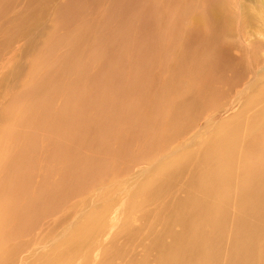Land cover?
<instances>
[{
    "label": "bare ground",
    "instance_id": "obj_1",
    "mask_svg": "<svg viewBox=\"0 0 264 264\" xmlns=\"http://www.w3.org/2000/svg\"><path fill=\"white\" fill-rule=\"evenodd\" d=\"M26 1L23 10L31 12L24 10L9 32H0V58L6 53L4 50H11V43L21 41L13 48V57L7 56L4 63L1 62L6 56L0 59V98L5 101L0 104V121L5 123L4 127L0 126V264H74L77 260L79 264H90L95 260L93 250L103 244L104 236L119 221L118 216L114 225L110 222L113 203L110 204L108 198L101 212L91 211L62 225L61 235L53 239L45 251L38 250L36 234L13 247L2 241L4 236L15 235L19 229L41 228L44 224H40V219L56 211L64 194L85 189L90 182L97 183L113 175L117 171L113 170V161L121 162L127 156L121 162L123 165L128 158H133L135 154L125 153L126 147L130 149L133 145L130 140L140 133L156 130L161 114L156 108L165 102L164 92L170 90L173 77L192 62L190 58L210 52H215L211 55L216 64L239 71V75L247 67L253 71V79L244 84L246 100L241 104V93L238 94L235 104L238 103L239 108L235 112L220 121L205 124L210 130L203 141L192 145L195 149L186 147L183 151L180 147L177 154L158 161L146 171V178L139 182L140 186H136L134 195L125 205L127 209L141 212L137 217L139 221L152 216L147 219V230L123 222L114 236L142 232L137 242H141L145 252L140 257V254L130 255L134 264H264V148L258 147L264 142V134L249 136L264 130V84L256 81L264 71V38L258 40L264 29L253 31L250 28L254 29L255 16L264 21L260 7V14L253 17L245 5L241 6L243 11L238 12L240 2L237 0L230 4L227 0H213L212 7L204 4V11L200 6L194 5L190 10L182 6L181 15L186 18L182 21V35L179 26L175 27L180 20L175 18L172 25H167L166 37L158 38L152 33L162 26L161 16L164 18L169 0H163L164 5L151 0L150 13L141 5L145 0H123L118 7L115 6L118 0H105L108 5L103 9L97 8L104 0H88L92 12L85 18L88 19L86 25L90 24L86 32L60 36L61 30L86 16V10L81 7L84 0ZM263 2L256 0L257 5ZM134 4L138 9H133V20H130L127 16ZM242 31L254 36L248 51L237 48L247 44ZM94 41L98 42V47L89 49ZM219 41L224 42L216 46ZM59 47L61 51L55 54ZM236 48L241 55H233ZM245 54H248V64L243 59ZM160 55L170 59L166 64L170 78L158 94L143 96L156 80L155 76L147 78L146 73ZM75 63H78L76 71ZM91 64L95 70L90 73ZM56 74L62 76L53 81ZM239 79L240 76L236 80ZM211 86L206 82L199 98L175 100L169 105L165 124L167 138L183 133L190 123L198 120L210 98L215 97ZM138 90L145 98V106L150 105L154 112L143 109L139 103L141 94L134 93ZM132 94L139 96V102L131 99L133 101L126 104ZM57 95L63 96L58 107L53 106ZM29 96L36 97L27 99ZM91 99L92 105H87ZM117 118L122 121L133 118L137 126L130 130L131 134L129 131L110 135L113 133L108 130L117 123ZM10 123L24 131L10 128ZM103 131L109 135L102 134ZM36 134H44V138L36 139ZM151 145L154 142H144L143 147ZM61 154L65 158L60 161ZM146 155L148 157V153ZM46 160L56 162L46 168ZM35 176L41 180L34 188ZM182 178L183 185H180ZM142 192L146 199L161 203L153 210L148 209L152 211L150 214L136 209ZM155 222H160V229L155 228ZM47 224L52 226L54 222ZM144 224V221L140 223ZM114 236H109L111 241ZM109 248L101 249L99 264L115 263L109 259ZM150 248L154 254L148 252ZM146 251L152 262H147ZM122 252L116 253L117 259Z\"/></svg>",
    "mask_w": 264,
    "mask_h": 264
},
{
    "label": "rangeland",
    "instance_id": "obj_2",
    "mask_svg": "<svg viewBox=\"0 0 264 264\" xmlns=\"http://www.w3.org/2000/svg\"><path fill=\"white\" fill-rule=\"evenodd\" d=\"M25 1L26 0H0V32H2V33L3 32L4 33L5 32H9L11 30V27L13 26V24L19 21L18 18L20 16L21 12H25V11L26 12H31L29 10H25L26 9ZM27 1H26V3H27ZM146 1H147V4H146ZM157 1H160L161 4L164 5V1L163 0H156V2ZM177 1L178 0H171V1L169 0V4L167 5L166 10L164 11L165 12L164 18L161 16L162 26L159 27V29L156 31L157 34H156V32L152 33L153 36H158V38L166 37V31L165 30H167V25L168 24L172 25L173 24L172 22L174 21L175 18H176L175 20H177V19L180 20L178 22L179 25L177 23L175 25V27L179 26L180 31H181V35H182V30H181L182 27H183V24H182L183 22L182 21H186V18L182 17V15H181L182 13L180 11V8H183L182 6H184V9H186V10H190V8L195 7V6H197V7L200 6V9L203 10V11L206 9L205 6H204L205 3L207 4L208 7H212L213 6V0H188V1L184 0V2H182V0H181V2H179L180 0L178 2ZM209 1H211V4H208ZM233 1L234 0H231V1L227 0L228 4H230ZM237 1L240 2V7H239L238 12L240 10L242 12L243 9H241V8H243L244 5H245L246 7H249V9L251 11L250 13L254 17L256 13H258L256 15L260 14V11H259V7H260L261 13H263L262 16H264V4H263L264 2L262 3V5H263V7H262L261 4L257 5L256 0H237ZM82 2H84V5H81V7H83L86 10V12H85L86 16H84V18H79L80 20L78 19L73 24L72 23L69 24L67 26V28L61 30L60 36L61 35L78 36V33L81 30H84V33L86 32V30H87V28L89 27L90 24L86 25V21L88 19H85V18L86 17L89 18L90 17L89 15L91 14L92 11L90 12L91 5L89 4L88 0H84ZM102 2H105V3H102ZM102 2L100 3L102 5L99 4V7L97 9H103V8L106 7V5H108V3H106L105 0L102 1ZM122 2H123V0H118V3L115 6L118 7L119 3L122 4ZM20 3L24 4V5H21ZM185 4H187V5H185ZM141 5L143 6L144 9H146L147 12L150 13L151 5H152L151 0H145L143 3H141ZM148 5H150V6H148ZM177 5L179 7H177ZM241 6H243V7H241ZM72 7H74V5ZM23 8H25L24 9L25 11L23 10ZM136 8H137V6H135V4L129 8V12H128L129 16H127V18H129L130 20H133L132 19V17H133V9H134V11H136L138 9V8L137 9ZM87 9H89V10L87 11ZM201 10H199L201 15H203V14L205 15V12L202 13ZM63 14H62V16H63ZM94 14H95V12L92 13L93 16H94ZM169 15H170V18H169ZM262 24H264V21L263 20L259 21L258 17L255 16L254 29L252 27H250V28L253 31L257 30V29H261V28L264 29V25H262ZM256 25H258V26H256ZM84 33H83V35H84ZM242 33H243L242 36L244 38V41L247 44H246V46H245V44H244V46L243 45L241 46V45L237 44V45H239L237 48H240L243 51L244 50L248 51L249 47H250V43L253 40L254 36L253 37L249 36L251 34L250 32H246V31L243 32L242 31ZM145 36H147V35H145ZM263 38H264V31H262V33L259 34L258 40H262ZM226 41H228V40L226 39ZM223 42L224 41H219V42H216L215 44H216V46H221V44ZM20 43H21V41H18V40L14 41L13 43H11V46H10L11 50H6V51L4 50V52H6V53H4V55L0 59L2 60L4 58V56H6V57L4 58V60H2L1 63H4L5 61H7V56H9V57H13L14 56L15 49H13V48L18 46ZM97 44H98L97 41H94L93 43H90L91 46L89 47V49L97 48L98 47ZM205 45L206 44H202V46H205ZM1 47L2 46H0V48ZM242 47H243V49H242ZM236 49L234 50L233 55L234 56L241 55V52L238 49L237 50ZM214 50L216 52H219V49H214ZM60 51H61V47H59V48H57L55 50V54H58ZM212 53H215V52L206 53V54H203L204 56H200V57H197V58L196 57L195 58H190V61H192V62L191 63L189 62L187 64L188 66H186L185 69L182 70V72H179L177 75H175L173 77V83H172V86H171L170 90L167 93L164 92L166 97L163 100H165V102L162 103L159 107L156 108V110L161 112V114L158 116L159 119H158L157 124H156V130L155 129L154 130L150 129L147 132L140 133V135L138 137H135V138L130 140V141L133 142L132 147L130 149H127L128 147H126V152L125 153L130 154V155L135 154V156L133 158H128V160L123 165H121V162L126 160L127 156L121 162H120L119 159H117L116 161H113L112 162V164L114 165L113 170L117 169V171L112 173L113 175H111L109 177H106L105 180H99V181H97V183L95 181H94L95 183L94 182H90L88 184V186L85 187V189H81V190H78L76 192L75 191L74 192H69L66 195L64 194V196H62L60 198L62 200V202L61 203L59 202V207L56 209V211H54V213L45 214L47 217L40 219V222H41L40 224H44L41 228H39V226H37V229L35 227L31 231H27V230L24 231V229H19V232H17L15 235L12 234V235H9V236L6 235V237L4 236L2 244L5 243V245L13 247L14 244L19 243L22 240H23L22 242H24L26 239H31L32 237H36L38 235V237H37V241H38L37 248H38L39 251H41V250L45 251V250L48 249L49 244H51L53 242V239H56L57 237L59 238V236L61 235V230L63 228V227H61L62 225L64 226L68 222L69 223L70 222H74V221L78 220L79 218H82L83 216L87 215L91 211L92 212H95V211L96 212H101V210L104 208V206H105L106 202L108 201V199L109 200L111 199L110 200V204L113 203V208H112L113 212L111 211V213H110V215H111L110 216V222L114 225L116 223L117 219H118V216H119V221L120 222L118 221V223L116 225H114V227L112 228L113 232H111V230H112L111 229L110 232L107 233L104 236L105 237V239H104L105 242L103 241L104 245L102 244L100 247L98 245L96 250H93L92 257H95V260H91L90 264H95V263L99 264L97 262V260H100V262H101V258H100V255H99L100 252L102 253V251L104 249H107L110 246L111 247L109 248V250H111L110 251L111 256L109 257V259L112 258L111 260H113L115 262L114 264H127L129 262V260H130V262L132 264H134L131 261V258H132L131 256L135 257L136 255L140 254L139 255V257H140L145 252L143 250V248H142L141 242L140 241L137 242V240L142 237V232L136 233V234H126L125 233V234H123L121 236L120 235L114 236L119 231V230L118 231H115V230L119 229V226H121V224L123 222H126V223L130 222L129 224H133L135 227L136 226L137 227L138 226L144 227V230H145L147 228L146 224L148 223L147 219L152 217L151 215H149L148 217H145L144 220L139 221V220H137L138 219L137 217L139 216V213H141V212H136V210H134V209H131V210L127 209V206L125 205V203L129 202L130 201V197L134 195L132 193L133 190L136 189V186L137 187L140 186L139 182L142 183L144 181V178H146V175L148 174L147 172H149L150 169L158 163V161H161L162 159L166 160L169 157H172L173 155L177 154L178 153L177 150L180 151L182 147H183L182 148L183 151H184V149L186 147L195 149L196 147H193L192 145L196 144L197 142L203 141V139L207 135L206 133H208V130H210V128H207L205 124H207L208 122H211V120L213 122L220 121V120L224 119L226 116L231 115L233 112H235L239 108V104L238 103L235 104L236 103L235 99H236L237 96H239L238 94L241 93V96H240V98H241L240 103L241 104L246 100L245 98H247L246 95L244 94V92H245V90H244L245 89V85L244 84L249 83L253 79V71H250V68L245 66V67L242 68L243 70L246 67L249 68V69L246 68L245 70L247 72L244 71L241 75H239L238 74L239 71H237V72L235 71L234 72V69L229 68V67H225L221 63L219 65L216 64L215 63L216 61L214 60V56L211 55ZM247 56H248V54H245L244 57H243L244 62L246 64L249 63ZM156 58H155V60L153 62V65H152L153 67L151 66L149 71L146 73V76H148L147 78H149L150 76L151 77L155 76V79H156L155 82L153 84H151L149 89H146L144 91L145 95H143V96H146V97H150V96H154V95L158 94L160 89L163 88L164 84L170 78V77H168L169 73H168V68L166 66V64L170 61V59L169 58L166 59V58L162 57L161 55L160 56H156ZM47 60H48V57L46 58V61ZM162 60L164 62L161 64ZM77 64L78 63L74 64V71L77 70ZM159 65L161 67H159ZM94 67H95L94 64H91V67H89L88 72L91 73L92 71H94L95 70ZM46 70H47V67L44 68V71H46ZM254 70L256 71V68H254ZM1 72H2V68H0V73ZM61 76L62 75H60V74H56L54 79H53V81L59 80L61 78ZM239 76H240V79L238 81L236 79ZM174 78H177L178 82H176V79H174ZM256 81L258 82L259 85L260 84L261 85L264 84V71L260 72V74H259L258 78L256 79ZM179 82H180V84H179ZM206 82H209L210 85H212L211 87H213V89L210 90V91L213 92V90H214L213 93L215 94V97L210 98L208 104L202 109V112L198 116V120L196 122L190 123L189 126L185 129V131H183V133H179L178 135H176V136H174L172 138L169 137L170 139L167 138L166 137L167 133L165 131V124L167 123L166 113H167V109H168L169 105L172 102H174L175 100L182 101L181 99L192 98V97H195V96L197 98H199V96L203 93V90L205 88L204 86H205ZM61 89H64V86L61 87ZM242 90H244V91H242ZM137 92H138V95L141 94L140 95L141 96V98H140L141 100H139L140 102L137 100L138 99L137 97H139V96H137L135 94L134 95L132 94L131 95L132 97H130V101H128V102L126 101V104L129 103V102H132L133 100H131V99H134L135 102L137 100L139 103H141V105H142L144 110L147 109L148 112H151V111L154 112V109L151 108L150 105H148V107L145 106V103H144V99L145 98L142 96V92L140 90H138V91H136L134 93H137ZM151 92H152V95H151ZM148 93H150V94H148ZM35 97L36 96H29V97H27V99H33ZM62 97L63 96H60V95L58 96L57 95L55 97V99H54L53 106H56V107L60 106L61 102H62ZM152 98H154L153 100H156L155 97H152ZM4 102L5 101L2 100V98H0V104H3ZM87 105H92V99L87 102ZM141 113H142V111H141ZM119 119L120 118H117L116 119L117 123H115L113 126L111 125V128L108 130L109 133H113V134H110V135H119L120 133L121 134L122 133H127L130 130L132 131V129H134L135 126H137L136 122H135V120L133 118L124 119V121L119 120ZM1 122H4V120L0 121V126L2 125V127H4L5 123H1ZM53 123L54 122L51 123L52 126H53ZM9 127L10 128H15V129H17V131H19L21 133H22V131H24L23 128L21 129L20 127H16L12 123L9 124ZM105 131H103L102 134H105L106 136L109 135L108 133H105ZM131 131H130L129 134H131ZM259 133H261L263 135L264 134V130L263 129L257 130L253 134H249V136L253 137V136H255L256 134H259ZM164 136L167 139H165ZM34 137L36 139L40 140V139L44 138V134H40V135L36 134ZM153 137H154V139H153ZM152 141L154 142V145H151V146L146 147V148L143 147L144 146V142L153 143ZM160 142H162L163 145L159 144ZM155 143H156V145H155ZM157 143H158L159 146L157 145ZM186 144H187V146H186ZM175 147L177 149H175ZM258 147L264 148V142L263 141L260 142ZM141 152H143L144 154L141 153ZM147 153H148V157L146 155ZM165 155H166V158H165ZM64 156L65 155H63V154L60 155V158H59L60 161L65 158ZM129 159H131V160H129ZM54 162H56V161L53 160V161L49 162L48 160H46L44 162V167L49 168L52 164L54 165ZM40 164H41V162H40ZM109 164H111V163L109 162ZM42 166H43V164H42ZM125 166H127V168L123 169ZM44 167L42 168L41 171H43ZM118 172H119V174H118ZM117 174H118V177H117ZM129 175H130V177H129ZM143 175H145V176H143ZM116 178H117V180H116ZM33 179H34V182H35L33 184V187L35 188L36 183L38 181L40 182L41 179H40L39 176H35ZM127 179H128V181H127ZM130 179H132V180H130ZM182 180H183V178L180 181V185H183V181ZM176 182L177 183L179 182V177L176 179ZM128 187H130V188H128ZM112 188H114V189H112ZM176 188H178V187H176ZM128 192L132 193V194L128 195ZM116 193H117V195H116ZM103 194H105V195L102 196ZM141 194L143 195V197L141 196V198L145 202H143L141 200L139 203H137L138 205H137L136 209H138V211H142V212H146L147 211L148 212L149 210L155 209L157 205L158 206L161 205V203L158 200L150 201L151 198L150 199H146L147 196L145 194H143V192ZM151 202H152V205H151ZM2 203H4V202H2ZM90 205L93 206V207H91ZM125 206H126V209H125ZM141 206H143V207L139 208ZM94 207H96V210H95ZM148 213L150 214V213H152V211H149ZM57 220H58V222H57ZM127 220H129V221H127ZM51 221L54 222V224H52V226L47 224L48 222H51ZM143 221L145 223L144 226L140 225V223H142ZM154 226H155L156 229H160L161 224H160V222H155ZM27 232H30V233H27ZM35 234H36V236H35ZM106 236H108V237H106ZM109 236H114L112 241H111V237H109ZM167 240H168V238H167ZM115 243H117V245L113 246ZM118 243H119V245H118ZM107 245H108V247H106ZM117 248L118 249L120 248V249L118 250ZM101 249H102V251H101ZM122 250H123V252H122ZM114 251H115V253H114ZM149 251L152 252L153 254L155 253L154 251H151V248H150V250H148V252ZM120 252H122L125 257H123V255H122V256H120L121 258L117 259L116 258V253H120ZM47 253H49V251ZM146 253H147V251H146ZM147 255H148L147 256V259H148L147 262L148 263L152 262V257L148 253H147ZM92 257H91V259H92ZM147 259L145 258V260H147ZM30 261L33 262L32 260H30ZM108 261H110V260H108ZM130 262L128 264H130ZM79 263H80V261L77 260V262H75L74 264H79ZM60 264H62V263H60Z\"/></svg>",
    "mask_w": 264,
    "mask_h": 264
}]
</instances>
